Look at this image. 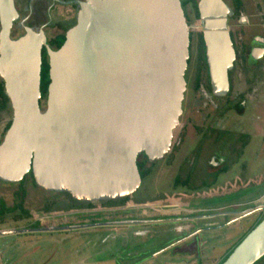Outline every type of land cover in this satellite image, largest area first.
Wrapping results in <instances>:
<instances>
[{
    "label": "water",
    "instance_id": "water-1",
    "mask_svg": "<svg viewBox=\"0 0 264 264\" xmlns=\"http://www.w3.org/2000/svg\"><path fill=\"white\" fill-rule=\"evenodd\" d=\"M75 4L73 24L51 49L41 28L23 25L0 0V79L11 110L0 141V180L30 170L43 189L80 200L130 194L138 186L139 152L169 148L181 112L188 25L179 0H51ZM211 93L224 96L235 57L223 0H197ZM48 78L39 108L41 49ZM264 254V216L219 264H251Z\"/></svg>",
    "mask_w": 264,
    "mask_h": 264
},
{
    "label": "rangeland",
    "instance_id": "rangeland-1",
    "mask_svg": "<svg viewBox=\"0 0 264 264\" xmlns=\"http://www.w3.org/2000/svg\"><path fill=\"white\" fill-rule=\"evenodd\" d=\"M21 2L15 6L20 14L10 28L11 38L23 32L18 24L21 17H25V24L31 23L35 28L48 18L49 24L42 29L47 37L64 31V26L74 18L75 9L68 4H56L46 15L36 9L25 10ZM223 2L230 9L231 1ZM241 2L240 14L234 17L230 9L231 14L226 21L236 46L234 49L240 51L237 53L239 59H234L236 63L229 73L232 89L228 96L214 97L202 87L192 90L195 53L192 35L191 60L185 73L190 84L183 92L181 112L172 130L169 150L150 165L141 185L124 204L106 207L93 201V208L89 211H96L95 214H84L85 209L78 213L84 214L80 220L85 222L90 218H109L115 213L129 218L137 208V211L161 220L147 225L146 234L133 236V241L129 239L131 226L122 225L114 227L122 228L120 232L124 239L118 235L112 238V227L107 233L97 227L40 232L27 235L30 240L26 242L24 234L14 231L0 233V264H215L243 235L257 215L264 211V1ZM187 14L189 27L193 28L191 31L198 32L199 22L189 7ZM255 45L261 47L256 63L249 57L250 48ZM9 118L8 111L0 113V138ZM214 125L213 129L227 130L228 135L212 141L214 133L206 130L208 135L199 141L202 147L198 146L195 171H191L189 179L191 186L172 185L178 164L183 159L190 160L192 148L201 132ZM239 132L249 134V140L242 148L234 141ZM173 150L176 153L174 158L170 156ZM221 164L228 165L227 171L219 174L212 185L194 189L205 172ZM185 171V168L180 169L179 176H184ZM16 184L0 182V199L7 206L12 202ZM24 188L23 207L29 218L5 215L0 218V230L22 228L35 219L42 226L81 222L74 217L77 214H65V211L40 213L44 201L53 197L52 192L33 187L28 180ZM134 197L149 201L135 203ZM141 228L136 227L137 230ZM255 264H264L263 258Z\"/></svg>",
    "mask_w": 264,
    "mask_h": 264
},
{
    "label": "trees",
    "instance_id": "trees-1",
    "mask_svg": "<svg viewBox=\"0 0 264 264\" xmlns=\"http://www.w3.org/2000/svg\"><path fill=\"white\" fill-rule=\"evenodd\" d=\"M66 1V0H63ZM230 9L232 11V16L236 17L240 14L242 10V2L241 0H230ZM264 1V0H263ZM180 7L183 12V16L185 19V22L188 24V17L186 15V9L187 7L191 8V11L196 19H198V13L196 9V0H179ZM56 4V3H54ZM70 7H75V4H68ZM53 7V6H52ZM52 9V8H51ZM44 14V11H43ZM73 24V20L69 22L66 26H64V31ZM27 26H32L29 23H27ZM64 31L57 33L53 35L52 37H48L46 39L47 45L51 49H56L58 48L63 39H64ZM192 35H194L195 39V53H194V66H195V73L194 77L192 79V85L193 89L196 90L200 87L204 88L207 92L210 91L209 87V82H208V74H207V65L205 61V55H204V44L202 40V35L201 32H195V33H190L188 34V49L190 47V43L192 41ZM263 36H264V31H263ZM230 40H232L230 33H229ZM189 56L190 55V50H189ZM190 57L186 59V63H190ZM40 69H39V98H38V105L40 109L44 108L45 105V98H46V92H47V85L49 82L48 78V65H47V59H46V53L45 50L42 48L41 49V58H40ZM231 91V86L228 89V93ZM227 93V95H228ZM242 95V94H239ZM8 111L10 113L11 117V110L9 107V102L8 98L5 96L3 92V82L0 79V113ZM10 122V118L5 122L3 126V130L1 132V138L3 136L4 131L7 129L8 125ZM208 131L211 130V128H207ZM224 133V130H219V134ZM219 137V136H218ZM0 138V141H1ZM249 139V134L248 133H240L238 136L234 138V141L239 144V147H243ZM137 157L135 159L136 163V168L139 174V177L143 179L146 174L148 173V167L149 164H152V161H147L146 156L143 154V152H139L137 154ZM227 168L224 166H220L219 168L207 172L204 174V179L199 182L198 185L194 186V189L197 188H204V186L209 184L210 182H214L217 178V176L225 171ZM206 176L209 177V180L206 181ZM190 179V173H187L183 179H180L178 176H175L173 179L174 185H181L184 186V188H189L191 185H189V180ZM29 181L30 184L33 187H37V185L34 183L32 175L30 170L27 171V173L19 180L17 181L18 186L16 190L13 192V203L10 206H5L2 200H0V217L3 216V213L5 212H19L22 213L21 215L26 214L28 211L23 207V200L26 195V190L24 188V183L26 181ZM208 182V183H207ZM264 182V181H263ZM52 198L49 200H45L44 203L42 204V207L40 208L43 211H50V210H60V211H69V210H75L74 212H69L72 214H77L74 217H78L79 221H81L80 217H82L83 214H78L81 212V209L84 208H89L93 206V202L89 200H80V199H75L72 198L67 192L64 191H53L52 192ZM129 198L128 195L118 197V198H113V199H106V200H101L99 201L100 203L107 205V204H113V203H118V204H123L127 199ZM262 198L264 199V190L262 191ZM264 216V211H261L257 217L251 222L247 230L243 233V235L231 246L228 247V249L225 251V253L221 256V258L215 263L219 264L222 262L225 257L229 254V252L232 250V248L241 240V238L250 230L252 229L258 222L259 220ZM37 225V224H34ZM263 258L264 260V254L261 255L259 258L254 260L251 264H255L257 260H261Z\"/></svg>",
    "mask_w": 264,
    "mask_h": 264
},
{
    "label": "flooded vegetation",
    "instance_id": "flooded-vegetation-1",
    "mask_svg": "<svg viewBox=\"0 0 264 264\" xmlns=\"http://www.w3.org/2000/svg\"><path fill=\"white\" fill-rule=\"evenodd\" d=\"M67 1V0H66ZM197 1V0H196ZM13 2H14V7L16 6V5H18V3L20 4V0H13ZM22 4H24L23 5V8L25 9V10H30V11H32V10H38L39 12L40 11H44V13L46 14V15H48V13H49V11L51 10V8H53L54 7V5H56V4H60V3H58V2H56V1H51V0H27V2H26V0H24L23 2H21ZM54 3H56V4H54ZM32 4H33V6H32ZM27 5V6H26ZM53 6V7H52ZM19 8V7H18ZM15 9H16V11H17V13H18V17H19V11H18V9L15 7ZM73 9H76V6L75 7H73ZM190 10H191V8H189ZM192 12V11H191ZM193 14V13H192ZM186 15H187V17H188V14H187V9H186ZM194 16V15H193ZM17 17V18H18ZM46 17V16H45ZM16 20V19H15ZM25 17H21L20 19H19V21H18V24L19 25H21L20 24V21H22V24L24 25L25 24ZM198 20V19H197ZM188 21H189V17H188ZM14 22V21H13ZM13 22H12V24H13ZM199 22V21H198ZM47 24H49V22H48V18H47V21H45V22H42V23H40V25H39V27H37V28H35V27H33V25L30 23V25H32V26H29V27H31V28H33V29H35V30H37L38 28H41V29H43V27L45 26V25H47ZM187 24V23H186ZM25 25H27V24H25ZM188 34H189V32L190 33H193L192 31H191V29H193V28H191V26L189 27V25H190V23L188 22ZM199 28H200V26H199ZM43 31V30H42ZM200 31V30H199ZM264 31V30H263ZM43 33H44V31H43ZM230 33V32H229ZM45 35V34H44ZM230 36H231V38H232V35L230 34ZM263 37V41H264V36H262ZM45 38L47 39L48 37L47 36H45ZM231 42H232V47H233V49H234V42H233V40H231ZM189 44V43H188ZM191 45H192V41H191V43H190V47H189V49H188V57H187V59L190 57V59L189 60H191V56H189V50L191 49ZM241 46V45H240ZM239 46V47H240ZM236 47V46H235ZM241 49H242V46H241ZM259 52H261V47L259 46V45H255L254 47H251L250 48V60L251 61H253L254 63H256V61L257 60H259V55H258V53ZM234 53H235V57H234V59L235 60H238L239 59V57L237 56V53H240V51L238 50V48L236 49V51H235V49H234ZM190 55H191V53H190ZM258 55V56H257ZM240 61V60H239ZM234 63H236L234 60H233V63H232V70H233V67H234ZM189 64L190 63H186V68H185V70H184V73H183V77H184V81H185V88H186V86H188V84H190V83H188V79H187V77H186V75H185V73H186V71L188 70V68H189ZM231 69L230 70H228V72H227V77H228V89L230 88V86H231V89H232V84H230V82H229V73L231 72ZM194 73H195V66H194V71H193V73H192V75H193V77H194ZM208 74V73H207ZM193 77H192V79H193ZM192 81V80H191ZM208 82H209V80H208ZM191 86H192V90H194L193 89V85H192V82H191ZM209 87H210V85H209ZM199 89V88H198ZM209 92H211V90L209 91ZM231 92V91H230ZM227 93H228V90H227V92H226V94H225V96L227 97L228 95H227ZM229 94V93H228ZM214 97H216L215 95H213ZM215 127V125L212 127V126H208V127H206L202 132H201V134H200V138L198 139V141L196 142V144L193 146V148H192V151H191V158H190V160L188 159V160H182V162L180 163V164H178V166H177V172L174 174V176H173V178H172V182H173V179H174V177L175 176H178L180 179H183L184 177H185V175L187 174V173H190V175H191V171L193 172V171H195V165H196V162L194 163V161H196V155H197V152H198V146L199 147H202V143H200L199 144V141L200 142H202V140H203V138L205 137V136H207L208 135V133H214L213 134V139H212V141H216L217 139H221L222 137H224V136H226V135H228V131L227 130H224V133H220L219 134V131L218 130H215V129H213ZM207 128H211V130H209L208 131V129ZM206 130L208 131V133H206ZM240 133H246V132H239L238 133V135L240 134ZM237 135V136H238ZM219 136V137H218ZM249 140V139H248ZM238 144V143H237ZM247 144V143H246ZM245 144V145H246ZM244 145V146H245ZM238 146H239V144H238ZM243 146V147H244ZM242 148V147H241ZM168 150H169V148H168ZM167 150V151H168ZM174 150H175V148H174ZM174 150L171 152V153H173V154H170V156H172V158H174L175 157V152H174ZM166 151V152H167ZM165 152V153H166ZM164 153V154H165ZM163 154V155H164ZM162 155V156H163ZM161 156V157H162ZM194 156V157H193ZM161 157H159V158H161ZM136 158H138L137 157V155H136ZM159 158H157V159H159ZM146 159H147V157H146ZM156 159H152V160H149V159H147V161H152V163L155 161ZM173 160V159H172ZM172 160H170V162L172 161ZM150 165H152V164H149V167H150ZM220 166H224V167H228V165L226 164V165H223V164H221V165H219L217 168H219ZM149 167H148V171H149ZM186 169V171H185V174H184V176H182V177H180L179 176V173H178V171L180 170V169ZM217 168H215V169H217ZM215 169H213V170H215ZM213 170H211V171H213ZM211 171H207V172H211ZM227 171V169L225 170V171H223L222 173H220V174H223L224 172H226ZM207 172H205V173H207ZM204 173V174H205ZM204 174H203V176H202V178L200 179V181L199 182H201L203 179H204ZM147 175V174H146ZM206 181H208L209 180V177H207L206 176ZM144 179V178H143ZM143 179H141L140 178V181H139V184H138V186L135 188V190L133 191V192H131L130 194H128V196L129 195H131V194H133V193H135L136 191H137V189H138V187L141 185V182H142V180ZM216 181V180H215ZM214 181V182H215ZM0 182H4V181H1L0 180ZM213 182V183H214ZM4 183H17V181H15V182H4ZM208 183V182H207ZM212 182H210L209 184H207V187L208 186H210V185H212L213 184ZM172 185H174V182H173V184ZM179 185V184H178ZM190 185V184H189ZM17 186H18V183L16 184V188H17ZM176 186V185H175ZM38 187V186H37ZM16 188L12 191V194H13V192L16 190ZM39 188H41V187H39ZM41 189H43V188H41ZM43 190H45V191H47V192H53V191H51V190H46V189H43ZM0 200H2V199H0ZM106 200V199H105ZM128 200V199H127ZM126 200V201H127ZM132 200L135 202V203H141V204H144V202H146V201H149V199H147V198H136V197H134V198H132ZM13 201H14V199H13V195H12V202H11V204L13 203ZM89 201H97L98 203H100L99 201H101V200H89ZM125 201V202H126ZM2 202L4 203V201L2 200ZM124 202V203H125ZM23 203H24V200H23ZM123 203V204H124ZM10 204V205H11ZM102 206H106V207H118V206H121L122 204H118V203H113V204H107V205H104V204H102V203H100ZM4 205L5 206H7L5 203H4ZM93 208V206H91V207H89V208H84L85 210H84V214H86V213H91V214H95L96 213V211H89L90 209H92ZM115 211V210H114ZM135 211V212H134ZM133 212H131V214H130V217L129 218H127V217H121L120 216V213H115L116 215H114L113 214V216L112 217H109V218H106V217H104V218H102V219H96V218H90V219H88L87 221H85V222H83V221H81V222H65V223H61V224H51V225H44V226H42V225H40V223L41 222H39L38 221V219H35V220H33V221H31V222H29L28 224H26V226H24V227H22V228H11L10 230H0V233H7V232H16L17 234L19 233V234H24V236L26 237L25 238V242L26 241H29L30 239H27L31 234L33 235V234H37V233H40V232H47V233H49V232H57V231H67L68 229H73V228H81V229H88V228H102V229H104V230H106V233L108 232L107 230L109 229V228H111L112 227V230H113V233L114 234H112V238H114V236L115 235H118L120 238L123 236V239H124V235L122 234V232H120V230H122V228H116V227H114V226H116V225H118V226H120V225H122V226H131V235L129 236V239L131 240V241H133V239H132V237L134 236V238L135 237H137V236H142L143 234H146V232H145V230L148 228L147 227V225H149L150 223H156L157 221L159 222V220H161V219H158L157 217H152V216H150V215H147V214H145L144 212H139V211H137V208H135V210H134ZM43 212H48V211H43V210H40V213H43ZM98 213H100L99 211H97ZM67 213H69V212H65V214H67ZM8 214H12V216H15L14 218H18V219H20V218H29V216H28V212L26 213V214H24V215H21L22 213H19V212H5V213H3V216H5V215H8ZM83 214V215H84ZM2 216V217H3ZM2 217H0V218H2ZM159 217V216H158ZM156 219H158V220H156ZM34 224H37V225H34ZM79 226V227H78ZM136 227H142L140 230H137L136 229ZM134 228V229H133ZM149 228H151V227H149ZM130 229V228H129ZM118 230V232H116ZM151 233H153V231H152V228H151V231H150ZM27 235H29V236H27ZM107 236L109 237V233L107 234ZM62 238H63V236H62ZM115 239V238H114ZM128 239V238H127ZM126 238H125V240H127ZM68 240V239H67ZM145 244V243H144ZM144 247H146L145 245H144ZM138 264H140V263H138Z\"/></svg>",
    "mask_w": 264,
    "mask_h": 264
}]
</instances>
